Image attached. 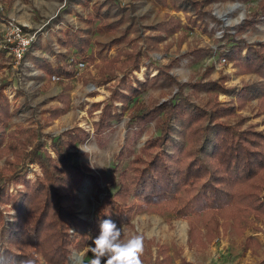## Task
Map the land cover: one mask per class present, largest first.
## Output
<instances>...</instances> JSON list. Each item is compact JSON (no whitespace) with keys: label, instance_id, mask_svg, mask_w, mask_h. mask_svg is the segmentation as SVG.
Wrapping results in <instances>:
<instances>
[{"label":"rangeland","instance_id":"obj_1","mask_svg":"<svg viewBox=\"0 0 264 264\" xmlns=\"http://www.w3.org/2000/svg\"><path fill=\"white\" fill-rule=\"evenodd\" d=\"M190 1L194 6L187 5L188 10L182 11L170 0L166 4L155 0H0V87L10 104L0 143V212L6 222L15 214L12 198L25 189L23 178L35 191L37 183L58 172L59 159L52 149L59 146L56 139L61 137L69 139L65 147L75 154V162L85 173L75 197L66 196L70 209L94 228L105 198L114 199L118 190L123 192L135 167L157 151L158 146L151 142L161 128V124L157 126L160 114L154 110L158 105L187 98L199 109L218 107L210 116L219 123L264 132V96H239L244 85L262 83L264 89V80L226 57L220 48L229 33L246 43L264 42V0ZM173 19L178 28L167 36L163 31L165 38L155 50L147 36ZM15 27L21 29V36L33 38L21 60L6 40ZM78 36L88 41L84 62L77 64L71 78L50 79L41 69V60L57 69L56 56L79 57L73 46L61 42L75 41ZM126 51H139L138 65L126 63ZM102 58L107 61L104 74L98 66ZM165 69L171 79L159 74ZM123 78L140 89L134 106H120L115 99L116 90L125 84ZM111 106L117 107L119 119L96 133V123ZM144 108L152 110L151 120L136 128L142 132L134 139L130 118ZM204 122H198V127ZM65 132L70 136H63ZM79 132L84 133L81 140L73 142ZM189 144L195 149L199 141ZM32 151L40 153L38 159H29ZM205 163L209 166L208 159ZM256 178L259 197L264 198V176L258 173ZM243 191L249 190L244 187ZM125 198L126 204L136 201L132 193ZM117 207L114 203L111 210ZM249 219L251 224L238 231L232 219L226 220L227 228L204 246L189 244L188 220L172 212L159 214L150 208L117 225L122 226L124 239L142 235L152 241L146 255L151 263L160 259L158 245H163L169 248V264H180L181 259L189 264H256L264 259V226L253 213ZM89 236L93 237L90 230L69 225L71 246L63 264H90ZM248 237L252 239L246 241ZM174 250L179 256H174ZM37 258L39 264H46L42 255Z\"/></svg>","mask_w":264,"mask_h":264},{"label":"trees","instance_id":"obj_2","mask_svg":"<svg viewBox=\"0 0 264 264\" xmlns=\"http://www.w3.org/2000/svg\"><path fill=\"white\" fill-rule=\"evenodd\" d=\"M155 1L166 4V0ZM170 1L177 10L187 11V5L194 6L190 0ZM183 3H186L185 7ZM177 22L176 19L167 20L154 29L156 33L147 36L148 42H151L155 50L165 38L164 32H168L167 36L173 32L172 29L178 28ZM225 40L220 46L221 53L244 70L255 71L264 80V42L246 43L230 33L225 35ZM61 42L66 47L73 46L79 57L66 59L63 55L56 56L59 64L57 69H53L50 63L42 59L41 69L49 73L50 79L53 76L71 78L76 73L77 64L84 62L83 54L88 44L86 39L78 36L75 41L62 39ZM130 52L126 53L128 54L126 63L138 65L139 51ZM103 59L98 64L101 67L99 73L102 74L106 71L104 62H107ZM32 60L39 61L37 57H33ZM162 73L171 79L166 69L159 74ZM134 80L138 86L141 85L140 80L137 78ZM123 83L125 84L120 86L121 89L116 90L115 99L119 100L120 106L126 107L130 103L134 106L140 89L128 79L123 78ZM261 85L262 83L256 87L244 85L239 96L260 98L264 96ZM2 88L0 87V143L3 135L1 127L9 117L10 105ZM116 109V106L105 108L103 116L96 123V133L106 130L113 120L119 119L120 112H116ZM154 110L160 114L157 126L161 124L159 135L151 142L153 146H158L157 151L148 160H142V163L135 167L132 181L123 188V192L118 190L114 199L109 196L105 198L98 208L94 228L88 222L79 219L70 209L71 204L66 196L75 197L74 191L81 184L85 173L75 162V154L65 147L69 139L62 137L61 139L65 141L56 139L59 146L53 147L52 150L59 159V167L55 169L58 172H52L40 183L36 182L35 191L28 185L29 181L23 178L25 189H19L18 194L12 198L14 201L12 206L15 208L12 219L6 222L0 212V264H28V262L39 264L37 254L45 258L46 264H63L71 246L68 247L71 241L69 225L82 226L85 230H90L95 237L99 231L100 219L111 217L116 223L121 224L129 221L134 213L150 208L159 214L172 212L186 218L189 222L190 245H206L217 237L221 230L227 228L228 219H232L237 231L243 230L251 224L249 215L253 213L255 220H260L261 225L264 226V198L259 197L260 186L255 182L258 173L264 176V132L253 128L238 129L230 124L219 123L210 116L211 111H217L218 107L210 111L199 109L187 98L180 97L177 100L173 98L165 104L158 105ZM151 112L152 110L144 108L130 118L129 128H134V139L142 132V129L136 128H142L143 124L151 120ZM201 120H206V124L204 122L198 127V122ZM70 134L65 132L63 136ZM83 134L77 133L73 137V142L81 140ZM180 138H182L181 142H179ZM191 140L199 141L195 149L189 148ZM39 154L32 151L29 159H38ZM207 159L209 166L205 163ZM248 183L249 187L246 185ZM244 187L249 191H243ZM31 189L35 194H32ZM1 192L2 189H0V198H2ZM128 193H132L135 202L126 204L125 196ZM7 196L5 190L6 200ZM114 203L118 206L115 211L111 210ZM250 239L252 238L248 237L246 241ZM151 243L152 241L145 240L142 262L169 264L171 261V256L167 254L169 248L163 245H158L157 255L160 259L157 257L154 263H151L146 256ZM83 244L84 241L81 242V246ZM174 256H179L177 250H174ZM180 264L189 263L181 259ZM256 264H264V259Z\"/></svg>","mask_w":264,"mask_h":264},{"label":"clouds","instance_id":"obj_3","mask_svg":"<svg viewBox=\"0 0 264 264\" xmlns=\"http://www.w3.org/2000/svg\"><path fill=\"white\" fill-rule=\"evenodd\" d=\"M98 228L95 237L89 236L90 264H142L141 257L144 252L142 235L124 239L122 226H118L111 217L100 219Z\"/></svg>","mask_w":264,"mask_h":264},{"label":"built area","instance_id":"obj_4","mask_svg":"<svg viewBox=\"0 0 264 264\" xmlns=\"http://www.w3.org/2000/svg\"><path fill=\"white\" fill-rule=\"evenodd\" d=\"M21 29L19 27H15L12 33H7L6 40L10 43L11 49L14 53L16 59L21 60L25 52L29 49L32 44V37H24L21 36ZM83 66V64H80ZM52 80H58V77L53 76Z\"/></svg>","mask_w":264,"mask_h":264}]
</instances>
